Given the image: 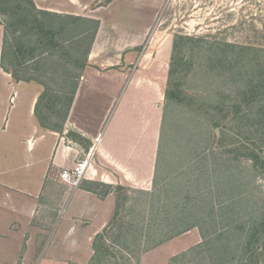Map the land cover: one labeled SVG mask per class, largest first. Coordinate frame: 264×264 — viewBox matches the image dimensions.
Returning <instances> with one entry per match:
<instances>
[{
    "label": "crops",
    "instance_id": "1",
    "mask_svg": "<svg viewBox=\"0 0 264 264\" xmlns=\"http://www.w3.org/2000/svg\"><path fill=\"white\" fill-rule=\"evenodd\" d=\"M33 2L43 19L64 21L81 51L63 81L75 86L60 98V119L42 122L45 85L17 79L8 61L4 68L0 20V264H34L39 255L89 264L109 247L123 260L164 253V261L224 244L226 229L233 243L255 234L252 253L236 259L264 264V199L236 143L213 151L162 143L168 82L160 68L173 48L142 47L160 0ZM92 147L80 186L61 180L58 189L61 171ZM98 235L102 247L94 246ZM211 251L216 264L222 254Z\"/></svg>",
    "mask_w": 264,
    "mask_h": 264
},
{
    "label": "rangeland",
    "instance_id": "2",
    "mask_svg": "<svg viewBox=\"0 0 264 264\" xmlns=\"http://www.w3.org/2000/svg\"><path fill=\"white\" fill-rule=\"evenodd\" d=\"M157 10L143 48L154 45L155 48L172 50L176 36L192 38L182 41L177 61L181 65L173 77V84H169L170 64L160 68L167 78V89L175 90V96L167 97L163 104L166 121L162 143H181L184 151L188 147L213 151L219 148V143H226L224 146L227 147L236 143L242 164L251 170L264 199V88L263 92H257L264 75V0H160ZM18 19L16 13L0 15V20L10 27V36L16 30L23 33L18 36L24 42L21 48L27 52L25 56L28 57L34 48L40 51L47 47L48 43L38 47L39 43L32 37L35 32L28 36L24 34L28 33L32 23L22 27ZM45 21L47 28L53 31H59L64 22ZM65 34L61 32L54 37L58 42L56 49L40 54L23 66L26 75L47 81L50 93L55 97L61 95L63 88H71V84L63 82L64 73L73 74V51L76 57L81 51L80 46L72 45V33L67 30ZM8 51L6 61L10 56ZM246 99L251 100L249 104L244 103ZM41 110L50 122L60 119L47 103ZM248 152L252 159L244 157ZM255 155L258 158H254ZM59 177L56 180L58 189L66 185L62 186L61 182H64ZM107 245L112 246L110 242ZM136 252L139 250H134ZM211 252L210 246L203 245L192 248L188 254L182 252L164 261V253L150 261L151 255L146 259L147 264H212ZM137 255V259L133 256L123 260L109 247L101 258L96 257L89 264L147 262ZM47 261L39 255L34 264H50Z\"/></svg>",
    "mask_w": 264,
    "mask_h": 264
},
{
    "label": "trees",
    "instance_id": "3",
    "mask_svg": "<svg viewBox=\"0 0 264 264\" xmlns=\"http://www.w3.org/2000/svg\"><path fill=\"white\" fill-rule=\"evenodd\" d=\"M107 1H111V0H107ZM15 14L19 17V24H21V26L23 27V25H26L28 23H32L31 27H29V31L28 33H24L25 35H30L31 33L35 32L33 34L32 37L36 38V42H38V47L42 46L43 44L46 45V43H48L47 47H43L41 48L40 51L39 48H34V50H32V52L27 56H25V54L27 52H25V50H23L21 48L22 45H24V42L20 41V36L23 33H20V30H16L14 32V34L12 36H10V32H9V28L6 27V37H5V46H4V52H3V65L4 68L8 69V67L6 66L7 62L5 60V53L7 52V49L10 51V56L7 59L8 64L11 66L12 69V73L13 75L17 78V79H23L26 81H31V80H35V81H42L45 85V91L42 94L40 101L38 102V105L36 107L37 109V115L38 118L42 121V122H46V117L44 116V113L41 110V107H43L44 103L48 104V108L50 107L51 109L54 110V112L59 115L61 117V105L63 104L62 101L60 100L61 97H64L65 94H67L69 91V87L67 86L66 88H63L60 92L61 95L55 97L54 95H52L50 93V87H49V83H47V81H45L42 77H35V76H30V75H26L25 72H23V66L24 63L26 62H31L33 60H35L40 54H47L51 51H53L54 49L57 48L58 46V42L55 41L54 37L56 36V34L63 32L64 35L65 31H67L65 26H62L59 28V31H53L47 28L46 26V21L45 19H43L42 17H40V12L36 9V6L33 2V0H25V2H22L21 0H0V15H5V14ZM99 22H96V28L98 27ZM71 36L73 37L72 41L78 37L75 34H71ZM192 40V38H185V37H181V36H176L174 39V43H173V50H172V57H171V62H170V69H169V84H173V77L176 74V72L179 70V67L181 65L180 62H177L179 59V53L181 52V45H182V41L185 40ZM31 40V39H30ZM76 43V42H75ZM17 45V47L15 46ZM75 45V44H74ZM8 47V48H7ZM76 47V45H75ZM8 51V52H9ZM66 54H68V52H66ZM74 54V59L72 60V63L74 65H79V60L75 55V51H73ZM71 56V53H70ZM38 67V66H37ZM39 68V67H38ZM68 70H65V72H67ZM64 77L65 78H71L73 77V74H68L66 75L64 73ZM42 78V79H41ZM73 86L74 88V84L71 85V87ZM263 88H264V75L261 79V82L258 85V89L257 92H263ZM74 90L71 92V95L74 94ZM172 95L175 96V90L171 91L170 89H167L166 91V97H171ZM251 100L246 99L244 101V103L249 104ZM68 135L70 137H73V139H76L80 142L84 141V138L82 137V135L75 133V132H69ZM254 158H258V156L255 155ZM184 230L187 229H177V232H182ZM225 236L224 239L226 240L224 244L221 245H216V244H202V245H198L199 247H202L203 245H208L210 246V250H216L218 249V252L220 254H222V259H220L216 264H248L246 263H240V259H236V257H238V254H251L255 245V239L256 236L255 234H252V237L249 239V241L245 244H239V243H233L232 241V234H231V230L230 229H226ZM231 234V235H228ZM222 235V234H221ZM102 237V235H98L97 236V240L95 245L96 247H102L101 245H99V239ZM172 238V237H169ZM249 238V237H248ZM197 246V247H198ZM218 247V248H217Z\"/></svg>",
    "mask_w": 264,
    "mask_h": 264
},
{
    "label": "built area",
    "instance_id": "4",
    "mask_svg": "<svg viewBox=\"0 0 264 264\" xmlns=\"http://www.w3.org/2000/svg\"><path fill=\"white\" fill-rule=\"evenodd\" d=\"M93 150L94 147L89 153H87L85 158L79 160L73 168L64 169L61 171L60 178L64 183L73 188H76L80 185L86 175L90 161L93 158Z\"/></svg>",
    "mask_w": 264,
    "mask_h": 264
}]
</instances>
